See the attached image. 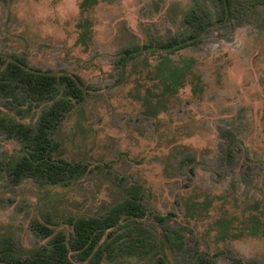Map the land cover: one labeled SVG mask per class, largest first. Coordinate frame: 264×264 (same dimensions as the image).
Instances as JSON below:
<instances>
[{
	"label": "rangeland",
	"instance_id": "rangeland-1",
	"mask_svg": "<svg viewBox=\"0 0 264 264\" xmlns=\"http://www.w3.org/2000/svg\"><path fill=\"white\" fill-rule=\"evenodd\" d=\"M229 2L0 0V69L17 56L88 85L53 133L55 157L87 168L68 185L13 182L21 144L0 126V240L19 257L48 244L36 223L69 238V217L104 216L133 184L144 214L103 235L98 264H264V4ZM191 6L214 22L160 48L193 33ZM46 107L20 85L0 90L1 123L34 129Z\"/></svg>",
	"mask_w": 264,
	"mask_h": 264
},
{
	"label": "trees",
	"instance_id": "trees-1",
	"mask_svg": "<svg viewBox=\"0 0 264 264\" xmlns=\"http://www.w3.org/2000/svg\"><path fill=\"white\" fill-rule=\"evenodd\" d=\"M221 7L229 6V0H217ZM254 4H264V0H250ZM227 8V7H226ZM209 14V11H208ZM201 21V16L191 6L183 15V22L195 26L193 33L186 37L159 42L160 48L179 49L196 43V38L214 22ZM216 17V21L219 20ZM198 27V30H196ZM156 45V44H155ZM137 48H125L124 53L132 54ZM24 87L26 93L37 102L47 104L46 109L39 115L36 127L33 129L24 123L6 121L0 126L7 134L16 136L21 144V155L9 165L8 173L13 182L24 177H31L41 186L46 184L68 185L87 171L86 165L69 163L55 157L59 147L53 137L54 131L75 103L83 100L87 84L78 75L55 74L50 71L32 69L24 58L15 56L7 61L0 69V90L10 93L13 86ZM125 195L106 211L102 217L79 215L69 217L72 235L67 238L62 231H54L46 224L38 222L35 230L49 237L47 245L33 252L31 256L19 257L7 239L0 240V264H72L70 253L85 261L83 264H98L102 256L104 243L103 235L111 228L120 227L129 219L141 217L144 209L141 206L142 190L139 185H129ZM160 219V218H159ZM109 232V231H108ZM107 232V234H108ZM164 239L172 249L182 246V236L179 231L170 229L163 232ZM105 234V237H107ZM199 263H206L202 257ZM155 264H166L158 257Z\"/></svg>",
	"mask_w": 264,
	"mask_h": 264
}]
</instances>
